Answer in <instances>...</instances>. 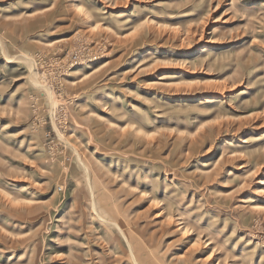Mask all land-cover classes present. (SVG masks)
<instances>
[{
  "label": "rangeland",
  "instance_id": "obj_1",
  "mask_svg": "<svg viewBox=\"0 0 264 264\" xmlns=\"http://www.w3.org/2000/svg\"><path fill=\"white\" fill-rule=\"evenodd\" d=\"M0 264H264V0H0Z\"/></svg>",
  "mask_w": 264,
  "mask_h": 264
},
{
  "label": "bare ground",
  "instance_id": "obj_2",
  "mask_svg": "<svg viewBox=\"0 0 264 264\" xmlns=\"http://www.w3.org/2000/svg\"><path fill=\"white\" fill-rule=\"evenodd\" d=\"M80 9V8H79ZM28 61V60H27ZM29 62V66H30V71H31V73H32V68H31V63H30V61H28ZM77 72V71H76ZM33 74V73H32ZM32 74L30 75V76H32ZM79 74V73H78ZM34 75V74H33ZM32 81H33V85H35V87H43V85L41 86V84H40V82H37V79L35 78V75L32 77V79H31ZM39 87V88H40ZM47 92H48V95H49V97H50V95H51V93L48 91V90H46ZM52 96V95H51ZM51 98V97H50ZM52 102V101H51ZM60 135V134H59ZM61 136V135H60Z\"/></svg>",
  "mask_w": 264,
  "mask_h": 264
}]
</instances>
